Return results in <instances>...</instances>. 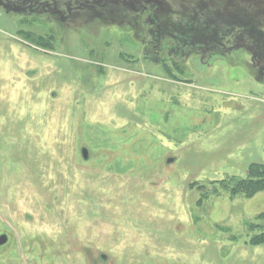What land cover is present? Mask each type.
I'll return each mask as SVG.
<instances>
[{
    "label": "rangeland",
    "instance_id": "rangeland-1",
    "mask_svg": "<svg viewBox=\"0 0 264 264\" xmlns=\"http://www.w3.org/2000/svg\"><path fill=\"white\" fill-rule=\"evenodd\" d=\"M161 1L0 4V264H264V0Z\"/></svg>",
    "mask_w": 264,
    "mask_h": 264
},
{
    "label": "flooded vegetation",
    "instance_id": "flooded-vegetation-1",
    "mask_svg": "<svg viewBox=\"0 0 264 264\" xmlns=\"http://www.w3.org/2000/svg\"><path fill=\"white\" fill-rule=\"evenodd\" d=\"M91 2H94V3H101L100 0H90ZM119 2H121L122 4H126V5H130V4H133L135 5L134 8L136 11L137 10H140L142 7L143 9L146 11V9L151 8L150 10H153V13L155 15V11L156 9H158V7H156L154 9V7H150L151 5H159L162 9L163 7V3L161 0H118ZM246 1V0H244ZM251 1V0H249ZM44 2L47 4L46 5H43ZM52 2H50V0H0V4L5 8V9H8V10H14V11H17V12H26L28 10H30L31 12L35 11L37 9V6H39V4H41V6H44V9H51L49 8L48 4H50ZM226 3H228V0L226 1ZM70 4V3H68ZM68 4H67V7H68ZM79 4V3H78ZM89 3H85V5L81 8H85ZM159 7V8H160ZM54 8V7H53ZM56 15L59 14L60 17L63 16V14L61 13V11H53ZM64 18V16H63ZM162 18H159V21L157 23V27H158V24H160V21L162 22ZM194 28H196L194 26ZM158 29V28H157ZM202 28H199V26L196 28V31H202L201 30ZM211 30V29H209ZM261 30V31H260ZM260 35L261 37L259 38L258 35H253V32H252V29H250V27H246L245 26H242L239 28V31H238V34H237V37H239V39L241 40L242 38H246L247 36L246 35H251L252 36V40L256 42L257 46L262 49V47L264 46V31L262 29H260ZM229 31V30H228ZM213 32V41H216L215 45H220L222 50L225 52V51H228L231 49V46L230 45H226V43H224L226 40H227V37L226 35L224 36L225 33H218V29L216 27H213L212 28V31ZM224 32V31H223ZM237 33V32H236ZM220 34V35H219ZM217 35V37H216ZM227 35H229V33H227ZM215 37V38H214ZM226 38V39H225ZM223 39H225L223 41ZM235 47V45H234ZM232 47V48H234Z\"/></svg>",
    "mask_w": 264,
    "mask_h": 264
},
{
    "label": "trees",
    "instance_id": "trees-1",
    "mask_svg": "<svg viewBox=\"0 0 264 264\" xmlns=\"http://www.w3.org/2000/svg\"><path fill=\"white\" fill-rule=\"evenodd\" d=\"M236 0H233V2H231V0H230V3L232 4V3H234ZM247 2H249V0H246ZM225 3H226V1H225ZM236 4L237 3H235L233 6H232V10H235L236 9ZM226 6V5H225ZM232 12H234V11H232ZM233 15H235V13H233ZM232 22H234L235 21V24H238L239 25V27H242V26H245L246 25V27H248V26H251V27H255L256 28V26H258L256 23H254V22H252V23H250V22H245V21H242V19H240L239 18V16H237V15H235V17H232V20H231ZM204 24V23H203ZM189 25V24H188ZM187 25V26H188ZM176 26L177 25H175V23L174 24H171L170 25V28H168V24L167 23H163V21L161 22L160 21V24H158V31H159V33H163V32H167V34L168 35H170L169 33H170V31H172V29H176V30H178L177 28H176ZM197 26V25H196ZM199 27H200V25H198ZM197 26V27H198ZM228 26V30H229V32H231V31H234V29H233V26L232 25H227ZM238 30V29H237ZM237 34L238 33H236L235 35H232L231 34V37L233 36V37H237ZM183 41V43L184 44H186V45H193V41H194V39H193V41H191L190 39H188V41L189 42H187L185 39L184 40H182ZM253 41V40H252ZM213 43H214V45H215V43H216V41H213ZM151 45H152V43H151ZM158 46V45H157ZM230 50H232V51H234V50H236V48H231ZM230 50H228V52L230 51ZM227 51H225L224 52V54H222V55H225V53H226ZM162 59L163 60H165V57H162ZM166 62H168L167 60H166ZM165 62V63H166ZM177 61H176V59L174 60V61H172V64L171 65H173L174 66V68H175V66H176V68H177V70H180V68H179V66H178V63H176ZM167 66V64H164V67H166ZM167 70H168V72H169V69L167 68ZM171 72L173 71V69H171L170 70ZM235 186H236V188H234L233 189V191H240V192H243L244 194H245V196H247V197H252V196H254L257 192H260V191H264V163H260V162H254V163H252L251 165H250V167H249V171H248V174H247V176H246V178H243V179H238V180H236L235 181ZM238 188V189H237ZM259 217L260 218H264V212L263 213H261L260 215H259ZM251 244H253V245H258V244H262V243H264V231H262L259 235H253L252 237H251Z\"/></svg>",
    "mask_w": 264,
    "mask_h": 264
},
{
    "label": "water",
    "instance_id": "water-1",
    "mask_svg": "<svg viewBox=\"0 0 264 264\" xmlns=\"http://www.w3.org/2000/svg\"><path fill=\"white\" fill-rule=\"evenodd\" d=\"M85 157H87L86 150L84 151ZM8 241V235L7 234H2L0 235V245L5 244Z\"/></svg>",
    "mask_w": 264,
    "mask_h": 264
}]
</instances>
